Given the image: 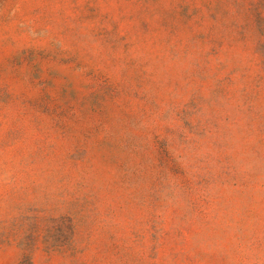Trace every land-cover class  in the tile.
Segmentation results:
<instances>
[{
	"label": "rangeland",
	"instance_id": "1",
	"mask_svg": "<svg viewBox=\"0 0 264 264\" xmlns=\"http://www.w3.org/2000/svg\"><path fill=\"white\" fill-rule=\"evenodd\" d=\"M0 264H264V0H0Z\"/></svg>",
	"mask_w": 264,
	"mask_h": 264
}]
</instances>
